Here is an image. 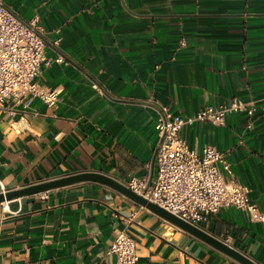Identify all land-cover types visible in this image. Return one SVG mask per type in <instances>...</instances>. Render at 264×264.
<instances>
[{
  "label": "crops",
  "instance_id": "1",
  "mask_svg": "<svg viewBox=\"0 0 264 264\" xmlns=\"http://www.w3.org/2000/svg\"><path fill=\"white\" fill-rule=\"evenodd\" d=\"M3 1L70 65L43 66L40 77L62 105L0 110V192L86 171L150 180L162 107L193 116L238 98L256 101L255 117L196 122L182 136L223 153L264 212V0ZM200 227L264 264V223L247 212L224 208ZM118 231L137 241L138 264H239L92 182L0 204V264H119Z\"/></svg>",
  "mask_w": 264,
  "mask_h": 264
},
{
  "label": "built area",
  "instance_id": "2",
  "mask_svg": "<svg viewBox=\"0 0 264 264\" xmlns=\"http://www.w3.org/2000/svg\"><path fill=\"white\" fill-rule=\"evenodd\" d=\"M70 65L60 54L49 57L47 42L37 21H26L0 0V110L14 114L25 111L34 101L56 108L64 97L56 88L40 81L43 66ZM109 101L110 97H106ZM157 123L156 174L149 180L136 178L128 187L162 206L183 220L199 226L209 216L234 207L264 223V212L251 200L249 189L232 175L229 165L221 166L224 155L207 145L201 151L191 149L182 136L184 127L196 122L224 126L233 114L257 112L256 101L238 98L220 106H209L190 116L183 110L172 112L162 107ZM28 121V117H23ZM257 120H264V105ZM251 121L249 127H254ZM7 190L3 189L2 192ZM137 241L126 231H118L110 247L119 264H138Z\"/></svg>",
  "mask_w": 264,
  "mask_h": 264
},
{
  "label": "water",
  "instance_id": "3",
  "mask_svg": "<svg viewBox=\"0 0 264 264\" xmlns=\"http://www.w3.org/2000/svg\"><path fill=\"white\" fill-rule=\"evenodd\" d=\"M157 156V153H156ZM155 165H156V157L154 162V170L147 185V192L155 177ZM98 183L104 186H107L114 191L118 192L120 195L130 199L136 204L146 208L150 212L159 216L160 218L166 220L176 228L183 230L190 235L196 237L197 239L207 243L208 245L214 247L220 252L224 253L228 257L234 259L239 264H259L254 261L252 258L242 253L241 251L235 249L234 247L228 245L225 241L215 237L208 231L204 230L202 227L193 225L182 218L176 216L170 211L166 210L162 206L150 201L144 195H141L133 190H131L126 183L119 181L118 179L109 176L107 174L96 172V171H86L73 175H68L65 177H60L57 179L44 181L40 183H36L30 186H26L20 189L8 190L6 192H0V204H4L6 202H11L16 199H21L24 197H30L34 195L43 194L52 190L69 187L72 185L80 184V183Z\"/></svg>",
  "mask_w": 264,
  "mask_h": 264
}]
</instances>
